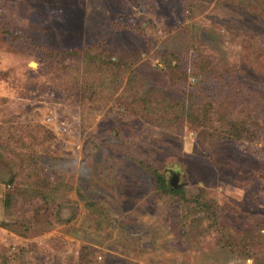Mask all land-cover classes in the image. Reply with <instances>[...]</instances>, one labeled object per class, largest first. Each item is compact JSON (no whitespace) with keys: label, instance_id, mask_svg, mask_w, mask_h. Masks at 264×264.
I'll use <instances>...</instances> for the list:
<instances>
[{"label":"rangeland","instance_id":"374dc122","mask_svg":"<svg viewBox=\"0 0 264 264\" xmlns=\"http://www.w3.org/2000/svg\"><path fill=\"white\" fill-rule=\"evenodd\" d=\"M0 264H264V0H0Z\"/></svg>","mask_w":264,"mask_h":264},{"label":"trees","instance_id":"16d2710c","mask_svg":"<svg viewBox=\"0 0 264 264\" xmlns=\"http://www.w3.org/2000/svg\"><path fill=\"white\" fill-rule=\"evenodd\" d=\"M229 136H236L241 140L245 138L241 133L238 135L230 134ZM217 139H222V137L218 136ZM156 182L158 189L166 194L179 195L180 193L182 194L184 192V189L182 187H175L174 185L168 184L162 176L156 175ZM191 200L193 204H195V208L198 209L199 212H204V214L207 216V219L213 221L215 225H217V222L219 220V214L216 204L211 202H205L200 197H196Z\"/></svg>","mask_w":264,"mask_h":264}]
</instances>
